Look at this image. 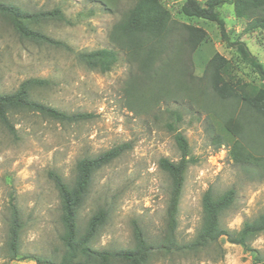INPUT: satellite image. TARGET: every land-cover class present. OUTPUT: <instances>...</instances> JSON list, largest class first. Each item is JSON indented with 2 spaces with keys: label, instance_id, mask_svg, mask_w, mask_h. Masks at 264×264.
<instances>
[{
  "label": "rangeland",
  "instance_id": "obj_1",
  "mask_svg": "<svg viewBox=\"0 0 264 264\" xmlns=\"http://www.w3.org/2000/svg\"><path fill=\"white\" fill-rule=\"evenodd\" d=\"M9 1L30 10L60 7L69 23L48 21L39 28L67 48L20 39L0 18V92L14 91L26 78H45L50 86L34 89V99L68 113L91 116L61 123L37 113L17 112L10 115L15 133L0 126V264H38L24 256L58 261L63 252L60 201L48 171H56L70 183L78 159L121 143L130 147L94 173L89 195L78 212L79 227L83 229L98 206H105L109 216L93 247L131 246L133 222L148 238L159 236L165 225L170 179L158 161L180 158L176 131L187 139L191 157L177 215L179 242L191 240L199 228L201 196L207 188L215 195L229 188L235 191L233 204L220 216L221 226L228 231L239 230L244 220L264 212L263 171L253 164L235 163L229 155L232 137L221 129L224 117L239 114L240 108L220 101L207 80L198 78L209 57L218 52L233 62L237 77L258 86L264 83L226 47L214 22L184 16L180 12L183 0H161L174 19L206 31L192 53L196 79L192 84L181 80L179 87L176 79L181 78L172 70L174 57L161 64L163 68L155 66L152 79L144 77L122 52L107 72L89 69L76 58L79 51L113 47L109 33L120 17L115 7L108 11L95 0ZM107 1L115 6L114 0ZM131 3L119 0L118 6L121 10ZM220 12L231 36H240L264 66V30L243 31L244 21L235 17L231 4L222 6ZM164 71L171 77L165 78ZM170 111L179 112L180 120ZM215 136L220 146L214 142ZM248 149L264 157V139L254 137ZM11 203L22 222L14 260L7 259L6 246ZM246 243L251 250L222 235L195 253L157 254L149 264H260L255 255L264 256V233L250 236Z\"/></svg>",
  "mask_w": 264,
  "mask_h": 264
},
{
  "label": "trees",
  "instance_id": "obj_2",
  "mask_svg": "<svg viewBox=\"0 0 264 264\" xmlns=\"http://www.w3.org/2000/svg\"><path fill=\"white\" fill-rule=\"evenodd\" d=\"M95 1L108 11L116 8L120 11V17L109 33L113 47L77 52L76 58L82 64L92 70L107 72L118 60V53L122 52L130 64H137L144 77L152 79L155 66L162 67L161 64L170 63L171 57H174L176 65L172 70L181 78L176 79L179 87H182L181 80L186 84L194 83L196 76L192 71V53L206 37V31L202 27L177 21L161 0H132L129 7L121 10L118 6L119 0H114L115 6L107 0ZM226 4H231L235 17L244 21L243 31L264 30V0H183L180 12L186 17L214 22L226 47L264 83V66L261 61L240 36L232 37L225 26L220 8ZM0 18L20 39L38 45L67 48L64 42L55 40L39 28L48 21L69 23L60 7L30 10L9 0H0ZM164 76L171 77L168 71H164ZM198 79L207 80L211 92L220 101L240 108L239 114L230 113L224 117L221 125V129L232 137L229 148L232 160L241 165L253 164L261 168L264 174V157L253 155L248 149L249 141L254 137L264 139V86L237 77L233 62L218 52L213 53L206 61ZM49 86L48 79L30 77L22 80L12 92H0V126L9 133H15L10 115L17 112H33L61 123H75L91 116L86 112L68 113L32 97L34 89ZM170 113L180 120L179 112ZM172 130H175L173 125ZM174 140L180 151V158L172 161L162 157L158 161L160 168L170 179L165 225L159 236L155 239L148 238L143 229L133 222L131 246L93 247L94 239L109 216V209L105 206H98L86 220L83 229L79 227L78 212L89 195L93 175L130 147L129 143H121L95 156L78 159L75 175L70 183L56 171H48V177L57 190L60 201V240L63 252L58 261L39 256L23 258H31L38 264H149L157 254L195 253L216 243L222 235L229 242L251 250L246 240L250 236L264 233V212L244 220L237 231L224 229L220 224V216L234 202L233 188L217 195L211 188H207L201 196L199 228L191 240L178 241L176 228L179 202L191 157L187 139L181 132H175ZM219 140L217 136L214 137L217 146H220ZM21 229L18 209L11 203L6 241L8 260H14L18 256ZM255 261L264 264V256L256 254Z\"/></svg>",
  "mask_w": 264,
  "mask_h": 264
}]
</instances>
